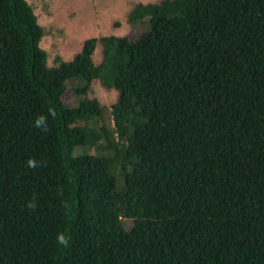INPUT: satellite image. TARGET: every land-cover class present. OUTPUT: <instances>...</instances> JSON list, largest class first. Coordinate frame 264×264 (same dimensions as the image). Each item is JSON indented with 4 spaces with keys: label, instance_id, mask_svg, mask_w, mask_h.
Segmentation results:
<instances>
[{
    "label": "trees",
    "instance_id": "1",
    "mask_svg": "<svg viewBox=\"0 0 264 264\" xmlns=\"http://www.w3.org/2000/svg\"><path fill=\"white\" fill-rule=\"evenodd\" d=\"M125 20L50 64L30 3L0 0V264H264V0Z\"/></svg>",
    "mask_w": 264,
    "mask_h": 264
},
{
    "label": "rangeland",
    "instance_id": "2",
    "mask_svg": "<svg viewBox=\"0 0 264 264\" xmlns=\"http://www.w3.org/2000/svg\"><path fill=\"white\" fill-rule=\"evenodd\" d=\"M37 21L43 27L39 44L45 50L47 62L53 64L56 57L67 59L79 48L83 37L101 33H136V26L126 22L125 12L135 0H27ZM74 84L77 79H73ZM68 81L67 84H71ZM87 94L95 96L107 107L115 99L114 89L101 86L93 80ZM62 99L71 102L73 96L66 89ZM82 147H73V153ZM116 187L122 185L116 176Z\"/></svg>",
    "mask_w": 264,
    "mask_h": 264
},
{
    "label": "clouds",
    "instance_id": "3",
    "mask_svg": "<svg viewBox=\"0 0 264 264\" xmlns=\"http://www.w3.org/2000/svg\"><path fill=\"white\" fill-rule=\"evenodd\" d=\"M42 125H45V118L44 117H40L37 121H36V126L37 127H41ZM29 166H35L34 165V161L33 160H29L28 161ZM31 207V205H29ZM58 243L64 246H67L68 240L65 237L64 234H59L57 237Z\"/></svg>",
    "mask_w": 264,
    "mask_h": 264
}]
</instances>
